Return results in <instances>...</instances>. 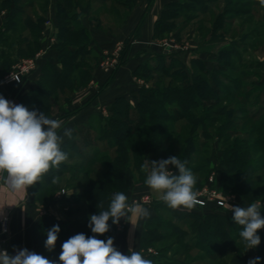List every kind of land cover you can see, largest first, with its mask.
Here are the masks:
<instances>
[{
    "label": "trees",
    "instance_id": "1",
    "mask_svg": "<svg viewBox=\"0 0 264 264\" xmlns=\"http://www.w3.org/2000/svg\"><path fill=\"white\" fill-rule=\"evenodd\" d=\"M21 3L22 0H1L0 4V11H6L9 5H11L12 9L11 12L7 11L8 16L4 22V30L0 33V63L6 67L10 66L9 69L13 66L12 61L34 56L40 49L39 39L43 23L36 24L28 19L24 8L20 6ZM73 4L76 6H73ZM56 7L59 27L56 48L61 68L58 69L50 63L46 64L37 88L22 95L20 98L22 105L29 110L45 113L48 117H51L55 110H62L65 105L69 104L73 93L87 86L92 77V68L86 60V56L92 52L90 47L92 38L86 26L78 24V20L75 18L77 11L75 13L69 12V8L80 7L81 11L85 10L80 6L78 0H56ZM167 11L168 9L164 11L162 19L158 22L156 28L157 36H159V32L163 31L162 25L166 23ZM89 20L100 28H111L101 24V18H89ZM124 21L125 19L120 24H123ZM21 23H24L29 31H36V34L33 39L26 37L20 45L15 47L16 51L8 54L6 51L13 47V43H11L13 35L11 33L19 29ZM14 53L17 56H14ZM155 58L160 63V66L155 68L166 72L167 69L163 68L161 61L169 58V56L166 53H161ZM83 60L87 63L88 68L80 72L79 69L83 65ZM173 61L176 60L174 59ZM148 64L149 62L140 65L135 75L139 78H145L151 70ZM198 67L199 72L196 74L194 71L193 80L182 86L176 87L173 84H168L167 87L162 89L142 86L133 93L134 103H131L126 98L117 99L108 108V115L100 113L95 116L87 126L76 128L71 138L62 143L61 149L67 153L68 159H74V153L77 152V156L82 161L80 167L75 169H77V173L81 177L79 182L81 192L78 193L86 200L87 215L84 218L76 219L68 227L61 226L51 214L44 215L39 231L42 243V256L59 264L62 244L76 234L83 233L86 237L95 235L97 239L105 242L108 238H112L117 224H113L110 219L107 233L103 235L94 234L88 227L90 216L99 214L101 210L100 204H102L103 209H107L112 196L116 192H123L127 195L131 183L145 184L146 177L150 172L148 148L160 160L175 156L182 161L186 160V167L193 173L201 171L193 164L200 149H198V139L194 136L192 137L191 134L199 127H203V129L208 127L205 116L209 112L203 109L200 112V116H196L192 111L213 102L221 103L223 100L219 95L222 93H225L226 97L236 94L230 87L222 85V81H219V86L211 85L210 83L208 85L209 79L206 77L210 75L213 79L218 80L217 73L203 66L201 68L200 66ZM259 96L260 93L257 98L251 101L250 93H246L241 101V106L236 108L238 113L236 115L240 117V121L247 119V115L251 112L250 106L257 104L256 101ZM61 97H63L62 101L60 100ZM229 105L225 104L223 106L220 111L221 115L226 113ZM181 119H186L191 126L189 131L186 129L188 137L185 140L180 136H175L173 132L176 124ZM230 125V121H226L219 131L221 133L222 130L224 132L227 131ZM257 125L260 130H264L263 121L258 122ZM91 132L96 133L91 134ZM255 132L256 130L251 128L246 135H251ZM84 135L90 137L92 146H94V143L101 141L105 142V144L88 151H79V141ZM173 141L178 147L176 151L169 146ZM223 141L224 144L229 142L228 139ZM262 144H264V140L259 138L253 140L249 145L243 140H238L231 145V148L223 151L224 164L227 165V170L222 180L224 193L238 194L250 202L264 201V185H261L264 174L256 175L257 171L264 170V160L253 156L261 151ZM87 148L88 144L85 149ZM110 150L113 152L112 154L108 152ZM99 163H101L102 169L98 167ZM146 164L148 168L144 170L142 166ZM171 166L173 167V165ZM173 170L174 175H179L177 168ZM71 171H74L71 166L63 162L58 170H52L40 182L31 186V191L36 195V199L41 204H47L54 194L61 190V179ZM53 176L58 178L55 184L51 182ZM200 179L197 178L195 190L201 189L203 182L206 180ZM70 197H64V202L70 203ZM164 203H156V215L151 217L146 223L142 237V247L144 249L151 246V243L159 238L157 231L160 230L159 225L163 223L159 217V211L163 207H168ZM260 215L264 218V204L260 206ZM194 217L192 227L195 229V234L198 235L197 241H199L198 245L200 248L204 251L207 249L213 251L216 257H223L236 251V243L233 237L240 236L239 233L242 227L237 225L233 218L218 213L205 214L204 217L194 215ZM54 225H58L60 231L57 234L58 239L54 250L49 252L45 248V241L47 239V231ZM257 233L260 236V244L256 248L258 253L263 254L264 228L259 229ZM231 263L248 264L247 255L242 256L241 253L240 255L237 254V256L234 255ZM261 264H264V262H261Z\"/></svg>",
    "mask_w": 264,
    "mask_h": 264
},
{
    "label": "rangeland",
    "instance_id": "2",
    "mask_svg": "<svg viewBox=\"0 0 264 264\" xmlns=\"http://www.w3.org/2000/svg\"><path fill=\"white\" fill-rule=\"evenodd\" d=\"M78 1L85 11H81L80 7L69 8V12L75 13L77 11L75 18L78 20V24H83L82 17L85 16L84 18L88 17L90 19L101 18V24L111 28L122 25L120 22L125 19L128 8L132 4V0ZM51 3L52 0H22L20 6L24 8L28 19L40 24L47 20L46 13L53 7ZM73 6L76 5L73 4ZM167 9L166 23L162 25L163 31L159 32V37L164 39L171 49V52L167 54L169 58L160 60L163 68L167 70L166 72L157 70L155 67L160 66V63L159 60L154 58V61L148 64L151 70L145 78H140L142 86L162 89L167 87L168 84H173V86L179 87L191 82L194 71L198 74V66L200 68L203 66L208 70L215 71L218 75V80L208 75L206 77L209 79L208 85L210 83L219 86V81H222V85H226L235 91L234 94L236 95L234 96L226 97L225 93L219 95L223 100L221 103L213 102L192 111L196 116H200L203 109L209 112L205 116L208 127L206 129L199 127L191 134L192 137L198 139V149H200L193 164L201 171H196L193 174L196 178H201L200 180L206 179L203 186L211 176H214L216 186L224 195L229 196L230 200H228L226 207L220 208L214 213L197 207L191 210L183 207L178 209L163 207L160 209L159 217L163 223L159 225L160 230L157 231L159 238L145 249V251L150 248L153 250L151 253L146 252V259H153V264H232L231 259L233 256L241 253L242 256L247 255L248 261L260 257L259 264H261V262H264V253H258L257 246L247 249L243 238L240 236L233 237L236 243V251L232 254L216 257L213 251H209L207 248L204 251L198 245V235L194 232L192 221L195 218L194 215L204 217L205 214L210 213H218L233 218L230 205L246 208L242 206V202L245 200L243 197L238 194L223 192L222 180L227 170V165L224 164L223 151L231 148V145L238 140H243L248 145L258 138L264 140V130H260L257 125L260 121L264 122V89L260 85L261 80L264 78V5H261L260 0H178L168 5ZM6 11H12L11 5L8 6ZM35 32L29 31L25 24L21 23L19 29L11 33L13 35L11 40L13 47L10 50L8 49L6 53L11 54L16 51L15 47L20 45L26 37L33 39ZM117 52L119 53V50ZM106 53L113 56V53L106 51L102 63L107 60ZM174 59L176 61H173ZM20 60L12 61V65L14 66ZM82 62L80 72L88 68L87 63L84 60ZM206 62H208V65H206ZM118 66L119 63L111 71H106L103 65L101 67L105 72H114ZM210 66L211 69H209ZM248 92L251 101L257 98L260 92L261 95L256 101L257 104L250 106L251 112L247 115V119L240 121V117L236 115L238 114L236 108L241 106V101ZM225 104H230L229 108L225 114L221 115L220 111ZM226 121H230L231 125L227 131L222 130L221 133L219 130ZM251 128H254L256 132L246 135ZM186 129L189 131L191 126L186 119H181L176 124L173 132L175 136H180L185 140L188 137ZM95 133L91 132V134ZM224 139H228L229 142L224 144ZM87 144L88 148L85 149ZM104 144L105 142L101 141L94 143V146H92L90 137L84 135L79 141L78 150L88 151ZM143 145L145 146L144 143ZM169 146L173 147L175 151L178 150L175 141ZM108 152L113 153L111 150ZM150 154L153 153L148 148V160ZM253 156L264 160V144L261 145V151ZM65 163L74 170L61 179V190L58 191L61 192L63 189L66 191V193L60 194L62 196V210L69 217V221L65 224L68 227L76 219L84 218L87 215V207L86 200L78 193L81 192L79 187L81 177L75 168L80 167L82 161L77 156V152L74 153V159H67ZM98 167L103 168L101 163L98 164ZM168 167L170 171L174 172V166L169 165ZM262 174H264V170H259L256 173L258 176ZM261 185H264V179L261 181ZM66 196H71L70 203L64 202L65 199L63 198ZM245 201L249 204L257 203L260 206L264 204L262 200ZM137 202L140 203V201ZM244 205L246 204L244 203ZM165 228L166 230H164ZM257 235L259 236L258 233Z\"/></svg>",
    "mask_w": 264,
    "mask_h": 264
},
{
    "label": "crops",
    "instance_id": "3",
    "mask_svg": "<svg viewBox=\"0 0 264 264\" xmlns=\"http://www.w3.org/2000/svg\"><path fill=\"white\" fill-rule=\"evenodd\" d=\"M175 1L178 0H134L123 24L114 28H100L92 24L88 17V19L84 18L85 16L82 17L83 24L92 38L90 46L92 52L86 56L92 68V77L87 86L73 93L69 104L65 105L62 110H55L49 117L62 122L61 128L58 129L59 135L63 137L64 129H71L73 133L76 128L87 126L92 118L100 113L107 115L108 108L119 98L134 102L133 93L143 85L141 79L135 75L137 69L143 63L153 62L154 58L161 53L171 52L166 41L156 35V28L167 6ZM52 4L53 7L46 13L47 20L41 26L39 51L44 53L39 67L26 76L21 84H17L9 76L12 67L9 69L0 63V96L14 104L22 105L21 96L37 88L46 64L50 63L58 69L61 68L56 48L59 32L56 0H52ZM7 16V11H0V33L4 30ZM117 50H119L118 68L114 72H105L101 67L104 53L106 51L116 53ZM13 55L17 56L15 53ZM260 85L264 89V78ZM68 139V137H63V142ZM148 161L151 163L161 160L150 154ZM168 171H170L169 167ZM126 196L130 204L133 201H141L145 196H150L152 199L150 203L140 202L148 209L150 217L141 219L132 217L130 222L135 227L121 218L112 235L114 247L124 255H129L130 249L140 251L146 258L147 253L142 247L145 226L148 220L156 215V203L164 201L159 199V194L146 184L134 182L130 184ZM61 199L62 196L57 191L47 204H41L36 199V195L32 193L31 186L26 191H13L7 185L2 186L0 189V222L3 217H9L10 256H15L17 251L22 249L41 255L42 243L39 231L44 215L51 214L64 227L69 221V217L62 210ZM242 203L244 207L250 205L245 200ZM129 216L131 217V214Z\"/></svg>",
    "mask_w": 264,
    "mask_h": 264
},
{
    "label": "clouds",
    "instance_id": "4",
    "mask_svg": "<svg viewBox=\"0 0 264 264\" xmlns=\"http://www.w3.org/2000/svg\"><path fill=\"white\" fill-rule=\"evenodd\" d=\"M264 5V0H260ZM19 82V77H13ZM62 122L51 119L45 113L29 110L24 105H17L0 96V181L13 191H26L28 187L40 182L52 170H58L68 155L61 149L63 137L72 136L71 129H64L63 137L58 134ZM46 126V128H45ZM178 169L179 175L168 171V166ZM187 161L178 157H170L161 161H152L151 170L145 184L159 194V199L172 209H193L202 204L195 190L197 178L186 167ZM147 170L148 165L142 166ZM58 178L53 176L52 183ZM123 192H116L107 209L99 205L98 215L90 216L88 227L92 233L103 235L109 231L108 221L119 224L124 218L130 222L132 217L137 219L149 218L150 212L141 203L128 202ZM233 220L242 227L239 235L243 238L247 249L260 244L257 231L264 228V218L260 215V205L252 203L246 208L231 206ZM131 214V217L129 216ZM134 227L135 225L130 222ZM60 228L54 225L47 231L45 248L54 250ZM124 255L114 247L113 238L97 239L95 235L86 237L76 234L62 244L59 264H153L144 258L140 251L129 250ZM260 257L250 259L248 264H259ZM0 264H56L46 257L29 252L27 249L18 250L15 256L7 251H0Z\"/></svg>",
    "mask_w": 264,
    "mask_h": 264
},
{
    "label": "built area",
    "instance_id": "5",
    "mask_svg": "<svg viewBox=\"0 0 264 264\" xmlns=\"http://www.w3.org/2000/svg\"><path fill=\"white\" fill-rule=\"evenodd\" d=\"M43 51H39L35 56L30 58H23L17 64L13 66V69L10 73L11 79L17 84H21L26 76L31 74L39 67L40 59L42 58ZM106 61L102 63L104 69L106 71H111L116 68V65L119 63V53H113V56H110L106 53ZM13 77H19V82H17ZM170 172L173 173L171 170ZM3 182L0 181V189L3 186ZM61 194L66 193L63 189ZM198 199L202 201V204L197 205L196 207L199 209L207 210L211 213L217 212L220 208H224L228 204V200H230L229 196H226L222 193V191L216 186L215 177L211 176L209 181L198 191ZM152 199L150 196H145L140 202L150 203ZM9 234V217L5 216L2 218L0 223V251H7L10 255V246L8 240ZM153 250L147 249L146 252L151 253Z\"/></svg>",
    "mask_w": 264,
    "mask_h": 264
}]
</instances>
